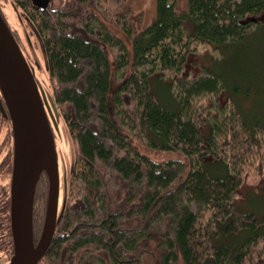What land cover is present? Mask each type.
Segmentation results:
<instances>
[{"label":"trees","instance_id":"1","mask_svg":"<svg viewBox=\"0 0 264 264\" xmlns=\"http://www.w3.org/2000/svg\"><path fill=\"white\" fill-rule=\"evenodd\" d=\"M16 3L75 149L61 217L36 264H264V213L239 206L245 187L264 186V91L259 71L238 59L229 71L225 56L264 23V0H155L137 32L129 0ZM257 96L250 114L243 102ZM130 136L185 159H154ZM4 140L11 156V129Z\"/></svg>","mask_w":264,"mask_h":264},{"label":"water","instance_id":"2","mask_svg":"<svg viewBox=\"0 0 264 264\" xmlns=\"http://www.w3.org/2000/svg\"><path fill=\"white\" fill-rule=\"evenodd\" d=\"M42 8L48 0H32ZM9 114L13 161L9 191L12 254L5 264H36L53 236L58 214L59 172L53 128L58 111L37 84L19 45L0 12V112ZM47 179L42 228L34 240L32 204L41 174ZM66 188L64 178V189Z\"/></svg>","mask_w":264,"mask_h":264},{"label":"rangeland","instance_id":"3","mask_svg":"<svg viewBox=\"0 0 264 264\" xmlns=\"http://www.w3.org/2000/svg\"><path fill=\"white\" fill-rule=\"evenodd\" d=\"M17 0H0V6L4 17L12 29L18 44L22 50L24 57L26 58L28 65L33 69L34 78L43 91L49 96H52V83L45 68L44 56L40 45L39 38L31 25V22L26 18V14L17 3ZM64 0H48L51 6H57ZM130 16L133 22L135 32L139 31L143 26L148 24L154 16L155 12V0H129ZM106 21V20H105ZM107 25L117 33L124 41L128 48H130V42L126 35L120 30L112 21H106ZM260 27L244 41L237 45L230 46L225 50V56L227 58L226 66L229 71L233 72V65L238 61H241L244 69L251 73V70L259 71L260 78L256 80V83L261 85L264 91V23L258 24ZM113 50V49H112ZM109 51V49H108ZM115 51V49H114ZM261 58L262 63L257 68L250 66V63L257 62ZM109 59L111 64L116 62L114 53L109 52ZM114 87L113 80L111 81L108 94ZM262 91V92H263ZM263 96H257L254 98H248L244 100L243 106L251 114L256 104L262 99ZM56 128H53L54 142L57 153L58 172L60 175V194H59V211L63 206L64 197V178L66 180L68 173L71 169L74 160V145L69 135L66 123L60 111H58V117L55 120ZM6 123V122H5ZM0 120V263L6 261L12 253V239L10 233V221H9V191L11 180V166L7 163L1 164L2 157L5 155L9 144L5 142L7 125ZM131 141L141 151L146 152L154 159L163 160L167 158H175L184 160L183 154L171 150H156L148 145L141 144V140L138 137L130 136ZM12 141V139H11ZM12 150V149H11ZM12 158V151H11ZM47 182L46 180H43ZM47 194V187H46ZM46 202V201H45ZM39 203V202H38ZM42 207V201L40 202ZM239 206L244 211L253 212L257 215L264 213V186L258 188L245 187L243 191V197L239 201ZM45 207V206H44ZM58 211V213H59ZM43 220L36 230L35 241H37Z\"/></svg>","mask_w":264,"mask_h":264},{"label":"flooded vegetation","instance_id":"4","mask_svg":"<svg viewBox=\"0 0 264 264\" xmlns=\"http://www.w3.org/2000/svg\"><path fill=\"white\" fill-rule=\"evenodd\" d=\"M49 6H50V3L45 7V8H49ZM0 11L2 12V9H1V6H0ZM2 15H3V12H2ZM4 16V15H3ZM0 114H1V112H0ZM2 116H0V120H2L6 125H7V134H8V131H9V129L11 128V120H10V117H9V114L7 113V111H6V115H4V114H1ZM8 144H9V142H8ZM10 151V144H9V147H8V149H7V151H6V153H5V155L2 157V160H1V164H5V163H7L9 166H11L12 167V158H11V156L8 154V152ZM11 170H12V168H11ZM9 257H10V255H9ZM9 257H8V259H9ZM7 259V260H8ZM6 260V261H7ZM6 261H4V263L6 262ZM3 263V264H4Z\"/></svg>","mask_w":264,"mask_h":264}]
</instances>
